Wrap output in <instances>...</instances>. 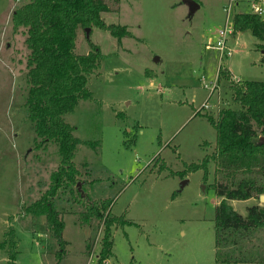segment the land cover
Returning <instances> with one entry per match:
<instances>
[{
	"label": "rangeland",
	"instance_id": "rangeland-1",
	"mask_svg": "<svg viewBox=\"0 0 264 264\" xmlns=\"http://www.w3.org/2000/svg\"><path fill=\"white\" fill-rule=\"evenodd\" d=\"M31 0H0V264H223L216 258L215 215L222 202L215 189L216 165L179 172L215 153L216 130L208 117L238 108L231 82H264V41L235 32L216 48L225 26L239 13H253L264 0H106L107 24L126 26L119 41L92 27L78 33L77 54H102L89 81L92 97L65 116L80 140L74 163L78 184L55 198L64 219L65 252L48 231L45 216L26 208L54 184L61 164L56 143L36 135L23 107L27 91L25 31L15 29V10ZM228 75L219 79L220 71ZM228 78V79H227ZM256 201L258 200L255 198ZM110 202L113 250L99 263L104 221L85 216L93 204ZM256 201H230L241 215ZM259 205L262 204L259 201ZM11 232V233H10Z\"/></svg>",
	"mask_w": 264,
	"mask_h": 264
},
{
	"label": "trees",
	"instance_id": "trees-1",
	"mask_svg": "<svg viewBox=\"0 0 264 264\" xmlns=\"http://www.w3.org/2000/svg\"><path fill=\"white\" fill-rule=\"evenodd\" d=\"M119 2L120 0H114ZM106 0H31L13 14L15 29L25 31L28 50L23 107L27 119L42 142L56 143L61 164L52 175L51 189L26 208L29 215L45 216L48 231L65 252L64 219L55 198L61 189L78 184L79 169L74 163L77 146L74 127L65 116L73 113L80 100H89V81L101 65L102 54L88 40L91 51L76 53L78 33L96 27L121 41L132 34L126 26L107 24L102 14L109 12ZM234 33L250 31L264 41V20L252 13L233 18ZM221 70L219 79L228 74ZM227 74V75H226ZM228 79V78H227ZM232 100L238 108L224 109L219 118L208 120L216 130L215 153L201 163L179 172L204 170L209 174L211 161L216 165L215 189L222 202L216 208V258L223 264H264V206L248 208L247 216L239 214L228 201H246L264 194V82L232 81ZM111 204H93L85 216L104 221L99 263L113 250L112 228L122 219L110 216ZM11 233V232H10ZM9 264H16L17 242L13 238ZM6 242L0 247L5 248Z\"/></svg>",
	"mask_w": 264,
	"mask_h": 264
},
{
	"label": "built area",
	"instance_id": "built-area-1",
	"mask_svg": "<svg viewBox=\"0 0 264 264\" xmlns=\"http://www.w3.org/2000/svg\"><path fill=\"white\" fill-rule=\"evenodd\" d=\"M231 7L232 5H230V8H225L227 19L225 26L219 32V37L215 45L216 48L220 50L221 55L225 57L232 56L233 54V51L227 45L229 38L234 34V23L229 22L231 16ZM252 10L254 14L259 16H261L263 13L262 7L257 2L252 5Z\"/></svg>",
	"mask_w": 264,
	"mask_h": 264
},
{
	"label": "water",
	"instance_id": "water-1",
	"mask_svg": "<svg viewBox=\"0 0 264 264\" xmlns=\"http://www.w3.org/2000/svg\"><path fill=\"white\" fill-rule=\"evenodd\" d=\"M185 2L190 6V16L194 14V12L200 8V5L195 0H185ZM91 28L86 29L87 37L90 36ZM259 201L264 204V194L259 197Z\"/></svg>",
	"mask_w": 264,
	"mask_h": 264
},
{
	"label": "crops",
	"instance_id": "crops-1",
	"mask_svg": "<svg viewBox=\"0 0 264 264\" xmlns=\"http://www.w3.org/2000/svg\"><path fill=\"white\" fill-rule=\"evenodd\" d=\"M238 34H240V32H238L236 35H238ZM234 35V34H233ZM236 35H234L233 36V38L236 36ZM264 54V53H263ZM252 199H254L255 201H256V199L255 198H252ZM229 203H230V201H228ZM255 205H259V199L256 201V204Z\"/></svg>",
	"mask_w": 264,
	"mask_h": 264
}]
</instances>
